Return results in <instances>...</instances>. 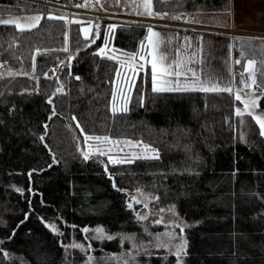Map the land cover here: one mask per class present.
I'll return each instance as SVG.
<instances>
[{
	"label": "trees",
	"instance_id": "1",
	"mask_svg": "<svg viewBox=\"0 0 264 264\" xmlns=\"http://www.w3.org/2000/svg\"><path fill=\"white\" fill-rule=\"evenodd\" d=\"M231 6L232 0H154L153 12L187 20ZM20 12L44 17L34 29L0 25V67L9 66L0 72V264H83L66 249L73 236L100 257L121 252L120 240L87 242L84 230L140 232L130 204L142 195L153 197L148 212L155 220L170 208L183 220L185 264H264V136L250 118L241 127L235 94L158 91L147 66L128 110L114 111L120 65L100 53L104 38L112 30L117 51L139 55L151 26L0 0V14ZM80 17L94 20L93 42L75 21ZM107 139L145 154L116 160L91 148ZM142 201L137 210L145 211Z\"/></svg>",
	"mask_w": 264,
	"mask_h": 264
},
{
	"label": "rangeland",
	"instance_id": "2",
	"mask_svg": "<svg viewBox=\"0 0 264 264\" xmlns=\"http://www.w3.org/2000/svg\"><path fill=\"white\" fill-rule=\"evenodd\" d=\"M34 3L45 5L46 0H31ZM105 0H85L86 6L80 5L78 8L84 11H90L97 13L99 22L111 21L114 24H144L143 20L132 19H119L115 18L107 12L98 10L104 4ZM50 4V3H49ZM52 7L62 11V5L51 4ZM65 6V5H64ZM67 6V5H66ZM81 14V13H80ZM87 15L81 14L80 16ZM73 16V17H72ZM155 16L152 21L147 22L151 26V31L146 40V45L143 47L142 52L136 55H129L120 53L113 45V33L110 30L108 35L104 38V45L100 49V53L103 56L109 57L117 61L120 65L118 77L115 84L114 91V104L113 110L122 112L127 111L130 104L131 94L134 86L140 76L141 71H146L147 66H150L153 71L154 88L158 91H176V90H203L194 85H188L186 79H179L181 76L178 72L177 56V33L180 31H191V25L180 21L177 17L169 19L165 17ZM191 15H189L190 17ZM44 15L41 12H20L13 14H0V25L10 24L15 25L20 30L34 29L42 21ZM70 17H76L75 14ZM253 17L255 19H253ZM247 19H239L243 28L254 31L259 29L261 21L255 16ZM188 20V19H187ZM238 20V19H237ZM75 21L79 22L81 31L84 36L91 37V42L94 41L97 35H95L94 20L84 19L83 17L76 18ZM189 21V20H188ZM187 21V22H188ZM191 23V21H189ZM240 27V26H239ZM167 28V29H166ZM175 30V31H172ZM180 30V31H178ZM219 36L221 43L224 46L221 47V53H227L230 49L228 43V37L224 33H210ZM240 44L236 48L238 52L237 63L240 60L243 64L239 66L241 70L240 74H249L253 77L252 83L259 85L260 89H253L252 86H248V90L244 92H238L235 94L237 105L235 107V115L239 120L241 127L248 125V118L257 123L264 136V109L261 106V101L264 96V43L254 39L247 35H238ZM243 43L248 44V50L243 46ZM71 57V56H70ZM227 57V54L225 58ZM220 60V66L222 63ZM258 71L257 74H254ZM20 72L12 71L11 76H18ZM222 75H226V71L219 67V72ZM249 76V75H246ZM185 80L184 82H182ZM209 93L218 91H206ZM228 92V91H223ZM234 94V93H233ZM129 143H135L134 141H127ZM107 145L100 146L99 143H91V148L102 155L100 152L106 154L113 153L116 160H133L136 157H141L145 154L144 148H138V146L131 144L115 143L107 139ZM114 146H113V145ZM107 153V154H108ZM87 154H92L87 152ZM153 197L142 195L139 199L133 200L130 204L131 209L136 211V222L140 226V232H119L117 234H108L102 227L86 228L84 235L88 241H98L102 244L104 241L120 240L122 247L121 252H117L110 257L104 258L100 255H96L94 252V246L92 244L85 245L74 239L66 245L68 254H76L77 258H84L83 264H153L150 262L151 257L160 261V264H185L186 250L188 247L187 229L186 226H179L178 224H158L154 217L151 216V212L148 211L152 208L149 207V203ZM139 201L148 202L147 209L137 210V204ZM175 216H178L176 209L170 208ZM167 211L164 210L163 213ZM153 214H155L153 212ZM160 227V230H156ZM56 229V227H55ZM57 230V229H56Z\"/></svg>",
	"mask_w": 264,
	"mask_h": 264
},
{
	"label": "crops",
	"instance_id": "3",
	"mask_svg": "<svg viewBox=\"0 0 264 264\" xmlns=\"http://www.w3.org/2000/svg\"><path fill=\"white\" fill-rule=\"evenodd\" d=\"M153 1L105 0L103 1L105 5L102 4L98 10L114 15L115 18L143 20L147 23L155 17ZM253 16L261 21L259 29L249 31L243 28L240 20L247 19L248 23V18ZM188 20L185 23L191 25V31L178 30L181 33L176 34L178 48L176 60L181 76L179 79H186L188 81L186 84L203 88L202 91H228L236 94L248 90V86L255 90L260 89L259 85L252 83L254 75L252 77L249 71L240 74L241 70L238 67L241 61L237 63L236 48L240 44L237 37L240 34L264 43V0H232L231 10L227 13H197L188 17ZM210 33L226 34L230 47L227 53H221L224 43L218 39L219 36ZM243 46L248 50L247 43H243ZM221 59V63L224 64L220 66ZM219 67L226 71L225 76L218 73ZM257 73L258 71L254 74Z\"/></svg>",
	"mask_w": 264,
	"mask_h": 264
},
{
	"label": "built area",
	"instance_id": "4",
	"mask_svg": "<svg viewBox=\"0 0 264 264\" xmlns=\"http://www.w3.org/2000/svg\"><path fill=\"white\" fill-rule=\"evenodd\" d=\"M45 3V5H49V6H52L51 4H49L47 1H45L44 2ZM80 4L81 5H83V2H80ZM58 5V4H57ZM62 8H63V12L65 13V14H67L68 16H71V15H73V14H75V15H81V14H87V15H93V16H98L97 15V13H95V12H90V11H84V10H80L79 8H78V6L77 5H75V4H71V5H62ZM81 13V14H80ZM73 17V16H72ZM9 70V66L8 65H2L1 67H0V72L1 73H6L7 71Z\"/></svg>",
	"mask_w": 264,
	"mask_h": 264
},
{
	"label": "flooded vegetation",
	"instance_id": "5",
	"mask_svg": "<svg viewBox=\"0 0 264 264\" xmlns=\"http://www.w3.org/2000/svg\"><path fill=\"white\" fill-rule=\"evenodd\" d=\"M164 214L165 213H163V212L158 214L159 217L156 220L158 222V224H168L169 225V224L173 223V224H178L179 226H183V220L180 217L177 220L165 219Z\"/></svg>",
	"mask_w": 264,
	"mask_h": 264
},
{
	"label": "water",
	"instance_id": "6",
	"mask_svg": "<svg viewBox=\"0 0 264 264\" xmlns=\"http://www.w3.org/2000/svg\"><path fill=\"white\" fill-rule=\"evenodd\" d=\"M179 20L180 21H185L186 20V18L183 16V17H180L179 18ZM85 157L86 158H88V159H91V158H93V156H88L87 154H85ZM137 196V198L139 197V194H137L136 195ZM143 203H145V201H142ZM164 218L165 219H173V220H177V219H179V217H177V216H175L173 213H171L170 211H168V212H166L165 214H164Z\"/></svg>",
	"mask_w": 264,
	"mask_h": 264
}]
</instances>
